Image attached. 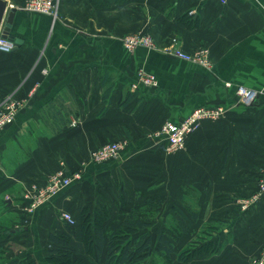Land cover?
Listing matches in <instances>:
<instances>
[{"label": "crops", "instance_id": "obj_1", "mask_svg": "<svg viewBox=\"0 0 264 264\" xmlns=\"http://www.w3.org/2000/svg\"><path fill=\"white\" fill-rule=\"evenodd\" d=\"M7 1L17 9V45L0 51V110L24 105L0 131V264L27 256L47 264L50 233H68L75 256L95 261L83 215L93 226L105 215L107 242L135 208L153 214L152 263L162 264L156 246L166 235L172 264H252L264 245V0H59L56 18L23 10L27 0ZM136 32L156 48L129 52L122 40ZM174 47L208 49L211 67L174 57ZM140 70L158 86L140 83ZM241 85L258 92L252 104L240 101ZM199 107L224 112L168 153L163 126ZM116 141L124 144L118 158L93 161ZM61 170L79 178L27 210L24 194ZM180 218L188 229L174 238Z\"/></svg>", "mask_w": 264, "mask_h": 264}, {"label": "built area", "instance_id": "obj_2", "mask_svg": "<svg viewBox=\"0 0 264 264\" xmlns=\"http://www.w3.org/2000/svg\"><path fill=\"white\" fill-rule=\"evenodd\" d=\"M218 1L224 5L228 2V0ZM58 4L59 0H27L22 9L28 12L42 13L56 18ZM122 42L129 52H133L138 48H156L154 38L143 32L130 34L126 36ZM16 45L14 39L6 38L0 33V51L6 53L12 52L16 48ZM170 53L180 60L195 63L206 68L211 67L208 49L202 48L193 53H189L181 48L174 47L171 49ZM138 81L149 87L158 86L157 78L144 70L138 72ZM228 86H230V84H228ZM236 92L240 101L244 104H252L258 96L257 91L243 85L238 86ZM23 105L22 101L13 100L9 101L4 108L0 110V131L14 122L17 113ZM223 112L224 110L221 107H199L179 123H166L160 134L164 135L167 139V152L172 154L184 149L187 138L200 128L204 120L217 119L223 115ZM123 146L124 144L120 141L107 143L102 147H99L93 153L92 159L98 163L116 159L120 156ZM78 178V174L68 175L65 171L61 170L51 177L44 189H39L36 186H33L30 191H27L24 194V198L31 201L30 207H27V210L32 212L33 209L44 204L50 197L61 192ZM260 190L261 193L264 192V179L261 181ZM34 192L35 195H33ZM247 207L248 204L246 203L244 208ZM63 219L70 224H74V220L69 213H64ZM253 263L264 264V245Z\"/></svg>", "mask_w": 264, "mask_h": 264}, {"label": "trees", "instance_id": "obj_3", "mask_svg": "<svg viewBox=\"0 0 264 264\" xmlns=\"http://www.w3.org/2000/svg\"><path fill=\"white\" fill-rule=\"evenodd\" d=\"M109 2L110 0H94L96 6L107 5ZM104 216L100 213L93 226L90 217L83 215V237L87 250L95 256V261L75 256V248L68 233H50L48 241L51 249L46 259L47 264H97L103 253H105V264H155L149 263L153 249L152 236L149 232L153 225L152 212L140 208L132 209L111 233L107 242L103 229ZM68 226L70 234H74L75 224L68 223ZM187 229L186 223L180 218L178 227L170 229V234L177 238L178 234L186 232ZM211 245L208 243L205 246L185 250L179 254V259L187 261L198 252L205 250V247L209 249ZM156 252L160 255L162 264H172L171 255L174 254L175 247L166 235L161 236ZM20 264L38 263L33 256H27Z\"/></svg>", "mask_w": 264, "mask_h": 264}, {"label": "water", "instance_id": "obj_4", "mask_svg": "<svg viewBox=\"0 0 264 264\" xmlns=\"http://www.w3.org/2000/svg\"><path fill=\"white\" fill-rule=\"evenodd\" d=\"M16 13L17 9L10 7L7 0H0V33L2 36L14 39L11 35V29L15 22Z\"/></svg>", "mask_w": 264, "mask_h": 264}, {"label": "rangeland", "instance_id": "obj_5", "mask_svg": "<svg viewBox=\"0 0 264 264\" xmlns=\"http://www.w3.org/2000/svg\"><path fill=\"white\" fill-rule=\"evenodd\" d=\"M149 263H151V261H149ZM252 264H254V263H252Z\"/></svg>", "mask_w": 264, "mask_h": 264}]
</instances>
